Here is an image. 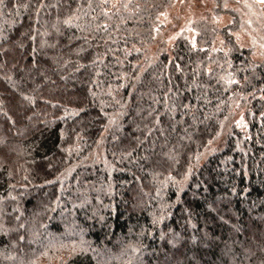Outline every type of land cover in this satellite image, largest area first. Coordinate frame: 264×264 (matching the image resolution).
<instances>
[{
	"label": "trees",
	"instance_id": "1",
	"mask_svg": "<svg viewBox=\"0 0 264 264\" xmlns=\"http://www.w3.org/2000/svg\"><path fill=\"white\" fill-rule=\"evenodd\" d=\"M177 1L0 0V264H264V3Z\"/></svg>",
	"mask_w": 264,
	"mask_h": 264
},
{
	"label": "rangeland",
	"instance_id": "2",
	"mask_svg": "<svg viewBox=\"0 0 264 264\" xmlns=\"http://www.w3.org/2000/svg\"><path fill=\"white\" fill-rule=\"evenodd\" d=\"M182 0H178L174 7H171L167 10V14L165 13L164 16L167 18V32L165 34V38L168 44V47L171 48L174 43L176 42L178 36L182 33L184 28L190 27V24L187 22V18H191L192 22L199 20L201 17H205L208 12L213 7L214 1L213 0H197V3H193L192 7L188 9H183L184 5L180 8V2ZM260 6L264 3V0H256ZM176 16H181V20L178 21ZM246 24L249 27L248 32L244 33H237L238 39L243 42L245 45L250 43L251 36L257 34V28H255L256 22L250 21L251 19L247 18ZM232 20V17L229 15L220 17L216 19V23L219 27H222L228 24ZM192 31V30H190ZM189 31V32H190ZM259 32V30H258ZM197 32H192L188 34V37L192 40L195 38ZM223 43L220 37L217 38L216 44ZM236 122L240 126L246 125L245 115L244 112H239L236 116Z\"/></svg>",
	"mask_w": 264,
	"mask_h": 264
}]
</instances>
